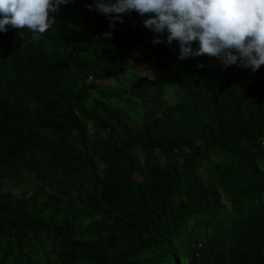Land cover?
I'll list each match as a JSON object with an SVG mask.
<instances>
[{
  "label": "trees",
  "instance_id": "obj_1",
  "mask_svg": "<svg viewBox=\"0 0 264 264\" xmlns=\"http://www.w3.org/2000/svg\"><path fill=\"white\" fill-rule=\"evenodd\" d=\"M91 2L62 5L57 17L70 8L61 20L69 26L112 31L108 17L88 11ZM146 18L125 15L104 59L90 65L76 57L71 70L35 51L33 74L44 77L45 95L59 108L48 119L34 96L31 113L0 119L29 142L23 156L0 157V175L24 183L25 172L50 193L31 211L8 210L0 198V264H264V66L253 73L208 55L181 60L179 43L168 44L166 34L152 43L159 34L143 25ZM141 64L161 72L124 90L142 112L141 129L106 105L83 104L77 75L103 81ZM12 71L23 79L16 57ZM63 189L101 197L97 226L79 232L66 214L50 212Z\"/></svg>",
  "mask_w": 264,
  "mask_h": 264
},
{
  "label": "rangeland",
  "instance_id": "obj_2",
  "mask_svg": "<svg viewBox=\"0 0 264 264\" xmlns=\"http://www.w3.org/2000/svg\"><path fill=\"white\" fill-rule=\"evenodd\" d=\"M70 11V8H66L63 15L59 17L60 19L56 17V24L43 35L29 32L27 29L19 32L10 26H6L8 27L7 32H0V119L3 117V120H10L15 115L20 116L23 112L31 113L35 109L31 102L34 96L42 98L40 105L42 115L48 119L55 117L59 108L58 104L48 101L45 95L48 91L46 92L44 77L37 78L33 74L32 60L36 50L41 48L43 55L50 54L58 57L67 63L71 70L77 64L76 57L82 58L84 64L90 65L93 59L103 60V57L108 53L113 41L107 38L95 39L98 34L105 32L100 29L99 25L80 29L69 26L68 19L61 21ZM14 57L18 59L23 71L22 80H17L12 76ZM148 72H151L156 78L161 74L154 65L141 64L122 71L117 78L103 81L92 78L80 79V76L77 75V85L84 88L82 102L88 108L97 103L106 105L120 120L125 121L135 130H139L143 127L140 120L142 112L134 104L135 100H130L124 94V90L128 88L132 80L146 76ZM166 105L165 108L172 107L170 102ZM1 125L0 157L23 156L29 142L19 132L7 131ZM93 135L94 128L90 125L87 129V136L92 137ZM22 176L24 183H20L16 176L10 179L0 175V198L6 200L8 210L31 211L34 207L33 203L44 201L50 193L46 189L40 190V182L31 175L23 172ZM60 191L62 194L57 195L59 202L56 206L58 209L54 206L50 209L51 213L56 210L60 217L61 214H66V222L77 227L79 232L90 230L98 225V221L104 214L103 208H106L99 195L91 194L92 198L82 199L68 189ZM64 192L66 195H63ZM41 196L43 197L39 198ZM98 203H101L100 207H97ZM49 205L51 204L47 203L46 207ZM81 207L83 210L80 209ZM111 219L106 223L107 229L101 233L102 244L107 242ZM96 239L94 238L93 241Z\"/></svg>",
  "mask_w": 264,
  "mask_h": 264
},
{
  "label": "clouds",
  "instance_id": "obj_3",
  "mask_svg": "<svg viewBox=\"0 0 264 264\" xmlns=\"http://www.w3.org/2000/svg\"><path fill=\"white\" fill-rule=\"evenodd\" d=\"M74 0H0V32L43 35L57 22L61 6ZM88 11L109 18V29L95 39H111L117 23L135 11L159 34L152 43H179V59L208 55L225 68L239 65L253 73L264 66V0H92ZM198 42V48L192 44ZM202 68L203 64L198 65Z\"/></svg>",
  "mask_w": 264,
  "mask_h": 264
}]
</instances>
